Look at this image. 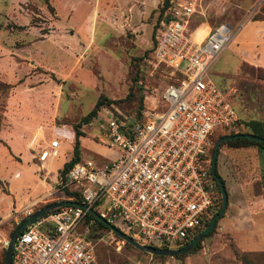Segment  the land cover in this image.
I'll list each match as a JSON object with an SVG mask.
<instances>
[{
	"label": "rangeland",
	"instance_id": "rangeland-1",
	"mask_svg": "<svg viewBox=\"0 0 264 264\" xmlns=\"http://www.w3.org/2000/svg\"><path fill=\"white\" fill-rule=\"evenodd\" d=\"M93 3L91 0H0V57L3 56L0 61L10 65L20 61L26 67L33 64L30 72L39 73L41 81L47 83L43 89V103L47 110L56 108L57 118L52 119L38 145L56 138L53 131L60 126L71 128L79 123L86 145L80 157L104 162L119 154L116 148L99 141L104 138L108 114L135 119L141 105L144 109L151 100L159 98L169 81V71L156 66L153 59V33L163 0L151 3L157 5L154 11L138 14L135 32L103 29L100 23L112 26L106 22L109 18L105 14L111 16V11H96L93 6L88 11V5ZM197 3L206 17H194L189 24L190 30L201 20L212 18L215 24L227 23L234 31L233 39L214 61L210 76L228 91L240 117L231 132L247 131L245 122H264V68L251 62L247 49L234 41L252 37L258 44L254 47L264 50V32H257V25L249 22L254 16L264 17V0H197ZM84 21L87 26L83 31L79 27ZM94 23L98 25L96 28ZM204 34L202 32V36ZM9 94L8 90L0 92V123ZM98 99L103 103L95 114L87 122H80ZM221 136L214 135L210 156ZM65 147V144L61 146L52 168L58 166L65 153L69 155ZM216 170L227 191V207L197 248L179 257L160 259L136 249L115 233L112 235L110 229L96 221L90 223L85 219L81 232L91 242L99 264H264V148L222 143ZM45 171L49 180L48 169ZM40 172L42 177L43 171ZM22 177L24 182L28 181L24 174ZM54 181L52 185H60L61 173ZM7 187L3 180L0 184L1 209L10 201L3 196L8 192ZM47 198L49 200L34 203L29 212L67 199V194L58 187L52 189ZM218 205L220 211L222 200ZM18 211L15 214L8 209L0 215V239H9L17 224L26 217L25 209ZM5 249L0 245V264L4 263ZM245 251L249 253L242 261L236 253Z\"/></svg>",
	"mask_w": 264,
	"mask_h": 264
},
{
	"label": "built area",
	"instance_id": "built-area-1",
	"mask_svg": "<svg viewBox=\"0 0 264 264\" xmlns=\"http://www.w3.org/2000/svg\"><path fill=\"white\" fill-rule=\"evenodd\" d=\"M197 12V0H169L153 33L155 65L169 71L159 98L137 119L108 114L99 141L118 156L75 162L58 187L76 190L81 205L27 224L15 238L10 264H98L81 232L87 208L140 244L164 249L180 248L212 218L220 202L210 171L212 137L234 131L240 117L210 69L234 31L220 23L203 39L193 37L188 24ZM59 146L58 137L50 139L40 158L57 156Z\"/></svg>",
	"mask_w": 264,
	"mask_h": 264
},
{
	"label": "crops",
	"instance_id": "crops-1",
	"mask_svg": "<svg viewBox=\"0 0 264 264\" xmlns=\"http://www.w3.org/2000/svg\"><path fill=\"white\" fill-rule=\"evenodd\" d=\"M91 1H94V3L88 5V11H91L90 7L93 6L96 7V11H111L112 14L110 16V14L105 13L107 18H109L106 19V22L112 25L111 28L109 27L110 25L105 26L104 23H100L99 26L103 29L107 28L108 30L114 28L120 32H135L138 28L136 22L140 18L138 14H141L143 11H154V9L157 8V5H151L154 0ZM157 1L159 2L160 0ZM199 11L200 12L190 17L189 24L194 17H200L201 19L206 17L205 11L202 9L201 5L199 6ZM249 22L257 25V32H264V19H251ZM215 23L216 21L212 18H206L198 22L191 30L188 24V29L193 37L201 40L213 27L218 25ZM86 24V21H84L79 29L84 31L87 26ZM97 26L98 25L94 23V27L96 28ZM197 30H199V32H197ZM202 32L205 33L203 36ZM262 39H264V36H262ZM83 40L86 41V39ZM234 42L241 45L240 47L247 49V56L251 62L264 68V50L254 47V45H258L254 38L247 37L245 40H240L239 42L235 40ZM14 54L20 56L15 52ZM2 57L3 56L0 57V60ZM5 63L0 61V80L10 84L11 87L8 88L10 94L7 96L0 123V180H5L7 182L8 192L4 193L3 196L9 198L10 201L8 204H5L3 209L0 208V215L4 214L8 209L15 214L18 213L20 209L30 211L34 203L49 200L47 198L48 194H51V190L56 189L58 186L55 184L52 185V183L55 182L54 180L57 178V174L63 167V164L72 157L75 141V131L73 127L68 128V125H66V127L64 126L65 128H63V126H60L56 131H53L60 140L58 154L61 146L65 144L66 150L68 149L70 151L69 155L67 156L65 153L58 166L54 168H52L51 165L56 156L52 159L40 158L41 151L47 143L43 145L38 144L50 128L49 125L52 124L50 123L52 119L55 120L57 118V110L55 108L53 112L52 109L47 110L45 108V103H43L45 100H43L42 97L44 86L47 83L41 81L42 78L39 73L30 72L31 68L34 67L33 64L31 67H26L20 61H15V65L13 63H11V65L10 63L7 64V61H5ZM220 88L225 90L223 87ZM233 90L234 89L231 88V91ZM226 92L228 93V91ZM33 99H35V101ZM84 140L85 134L80 136L81 150L86 147ZM37 145L39 147L35 149ZM45 169H48L49 180L48 177H45ZM40 170L43 171L42 177L39 176L41 174ZM23 174L27 178V182H24L25 179L22 177ZM255 198H257V200H263L261 196H255ZM260 244L262 247L261 241Z\"/></svg>",
	"mask_w": 264,
	"mask_h": 264
},
{
	"label": "water",
	"instance_id": "water-1",
	"mask_svg": "<svg viewBox=\"0 0 264 264\" xmlns=\"http://www.w3.org/2000/svg\"><path fill=\"white\" fill-rule=\"evenodd\" d=\"M236 137H246V138L264 143V138H262L258 135H254L252 133H241V134L236 133L233 135H224V136H221L217 139V141L213 147V152H212V156H211L210 171H211L212 176L216 180L217 185H218L219 190H220V193H221V200H222L221 209L211 219V221L208 223V225L198 235H196L191 241L187 242L186 244H184L180 248L164 249V248H156V247H152V246H148V245H142L139 242L135 241L133 238H131L128 235H126L125 233H123L122 231L118 230L116 227L110 225L105 219L100 217V215L96 211H94L92 208H87L88 213L91 214L98 221H101L102 223H104L118 237L125 240L127 243L134 246L136 249H138L140 251L147 252L150 254H155V255L171 256V257L190 251L192 248H194L196 246V244L200 240H202L206 235H208V233L216 225L217 220L220 218V216L226 210V207H227V191L225 189V185H224L222 178L216 174V161H217V155H218V150H219L220 145L224 141H227V140H230V139L236 138ZM66 205H77V206H79L81 204L79 202H76L73 200L63 199V200H58V201L47 203V204L43 205L42 207L38 208L37 210H35L34 212L29 213V215H27L25 217V219L21 223H19L17 225V227L10 234L8 245L5 249V256H4V263L3 264H10L15 238L27 224H29L30 222L34 221L35 219L41 217L42 215H44L45 213H47L53 209H56V208H59L62 206H66Z\"/></svg>",
	"mask_w": 264,
	"mask_h": 264
},
{
	"label": "trees",
	"instance_id": "trees-1",
	"mask_svg": "<svg viewBox=\"0 0 264 264\" xmlns=\"http://www.w3.org/2000/svg\"><path fill=\"white\" fill-rule=\"evenodd\" d=\"M169 5V0H163V5L162 7L160 8V12H159V19L158 21L160 20V18L163 16V13L164 11L166 10V8L168 7ZM254 20H257V19H264V17H261V16H254L253 17ZM11 85L6 83V82H3L2 80H0V92H5L6 90H8V88H10ZM111 102V101H109ZM103 103L102 99H98L94 105V107L86 114L84 115L81 119H80V122L82 123H85L87 122V119L89 117H91L92 115L95 114L97 108ZM142 111H143V107L141 105V107L138 109V113H137V116L135 117L136 119L137 118H140L141 115H142ZM245 125L247 127V131H244V132H238L237 134H241V133H252L254 135H258L262 138H264V122L262 121H257V120H250V121H247L245 122ZM73 129L75 131V141H74V146H73V155L72 157L63 164V167L59 170V173H61V181H60V184H62L63 182V179L65 177V174L67 172V170L77 161H79L81 159L80 157V152H81V145H80V136L84 135V132L80 129V124L79 123H76L73 125ZM226 133H229V134H225L223 133L224 135H233V134H236L234 132H226ZM223 134H220L222 136H224ZM214 137V136H213ZM213 137H212V141H213ZM223 143H227L229 145H232V146H246V145H258V146H261L264 148V143L262 142H259V141H255V140H252V139H249V138H246V137H236V138H232L230 140H227V141H224ZM211 150V149H210ZM216 174H218L217 170H216ZM223 180V179H222ZM224 182V181H223ZM2 183V181L0 180V184ZM216 185H217V182H216ZM217 188H218V191L220 192L219 190V187L217 185ZM64 191L66 192L67 194V198H71L73 201H76L78 202L79 201V193L76 191V190H73V189H70L69 187H65L64 188ZM220 202H221V198H220ZM63 207H59V208H56V209H53V211L55 210H60L62 209ZM219 208H220V205H218V208L216 209L214 215L212 216V218L218 213L219 211ZM47 214V213H45ZM211 218V219H212ZM25 218L21 219V221L19 223H21ZM94 220L96 221L97 224H99L100 226L102 227H105V228H108L104 223H102L101 221H98L97 219H95L91 214H87L86 216V222L89 221V220ZM208 220L207 223L205 224L204 228L208 225V223L211 221ZM18 223V224H19ZM17 224V225H18ZM17 227V226H16ZM15 227V228H16ZM204 228H202L201 230H199L195 235H198ZM109 229V228H108ZM12 233V232H11ZM210 233V232H209ZM208 233V234H209ZM193 237V238H194ZM192 238V239H193ZM191 239V240H192ZM190 240V241H191ZM201 241V240H200ZM200 241L196 244V246L194 248H192L190 251L194 250L195 248H197L200 244ZM188 251V252H190ZM186 252V253H188ZM186 253H183V254H179V255H175V257H179V256H182ZM249 253V252H242V253H236L237 256L240 257V259L242 261H244V257L245 255ZM154 257H157V258H160V259H163L165 258L166 256H162V255H155V254H152ZM97 258V257H96ZM97 262H98V259H97ZM99 264V262H98Z\"/></svg>",
	"mask_w": 264,
	"mask_h": 264
}]
</instances>
